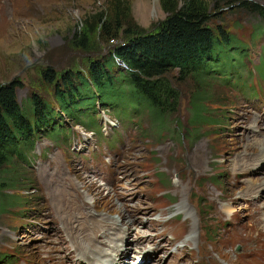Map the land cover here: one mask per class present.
Listing matches in <instances>:
<instances>
[{"label":"rangeland","instance_id":"rangeland-1","mask_svg":"<svg viewBox=\"0 0 264 264\" xmlns=\"http://www.w3.org/2000/svg\"><path fill=\"white\" fill-rule=\"evenodd\" d=\"M251 1L264 4V0ZM188 2L198 4L212 13L220 11L222 18L217 19L214 24L211 23V26L215 29L220 27L226 33L236 37L220 43L216 47L213 58L208 61L206 66L210 88L212 92L216 93L213 107L218 109L214 110L213 118L226 122L229 126L228 129L222 128V131H225L222 134L224 135L223 141L217 146V154L221 155L224 160L216 166V171L223 173L225 176L224 196L227 203L224 207L216 208L211 215L216 229L214 238L207 241L205 232L201 231L203 239L201 237L199 239V257L190 248L179 251L187 243H190L191 246L198 245V238L193 239L197 233L193 227L198 225L196 217L201 214L200 206H196L188 212L183 211V218L189 219V233L180 241H178L179 239H175L173 242L169 241V233H173L174 228L161 229L154 227V224L149 221L144 223L142 215L144 219L149 218L152 220V214L149 211L154 209L152 206L146 205L159 206L160 203L155 200L154 196L156 194L161 195L162 192L158 193L154 176H148L143 180L148 174L141 173L131 179L133 182L143 180L139 183H131L129 176L149 167L151 161L148 149L145 150L146 152L142 151L141 154L134 153L132 148H125L120 154L112 150V163L105 169L106 172L100 173L96 177L97 184L101 183V178L107 181L106 187H102V191L99 190V195L94 194L93 197L96 199L94 211L90 209L89 203L81 192L80 184L88 188L93 183L94 175L82 171L91 172L96 170L100 161L93 158V154L98 151V145L110 143L108 140L102 142L99 138L101 136L110 137L114 129H118L121 134H127L128 137H134L133 140H139L140 135L145 130H148V128L153 129L155 123L160 121L149 105L150 110L142 109L137 113L128 108L129 112L132 111L128 115L132 116L133 119L126 123V130L116 108L97 103L98 108L94 113H100L98 118L101 125L100 132L93 134L88 131L93 128L84 125L77 118L62 114L61 117L66 118L65 125L67 127L57 133V136L64 135L71 128L72 131L80 129L90 134L92 140L95 141V144L92 145L94 148L92 149L90 162L81 167L75 164L69 171V167L61 166V159L58 158L54 166L51 164L44 166L33 175L28 169L35 168L37 164L34 166L24 165L18 156L15 157L23 174L22 183L24 188L19 191L29 197V201L26 202L25 206H29L31 209H26L20 221L9 218L5 214H0V247L6 253H13L18 250L22 254L14 264H31L32 257H36L34 264H67L68 256L64 260L63 257L67 254L66 249L74 244L83 246V248H85V244H89L91 251L85 250L82 258L88 264H95L97 260H100L103 264H110L109 255L117 257L118 253H122V255H118V260L125 263L130 254L131 259L134 254L140 251L144 260L140 262L141 264H196V259L202 260L203 257L210 260L212 264H221V261L227 264H254V262L262 264L261 261H256L254 258V262L248 259V253L252 250L264 253V195L261 193L264 186H256L253 182V180H257L264 183V160H260L259 164L249 172V178L253 180L250 181L243 193L237 195L235 192L238 186H243L246 183L247 171L255 166V161L250 160L248 157H252L254 152L255 154L258 153L256 147L259 151L262 148L250 145L242 154L240 153L241 145L233 146L230 142L232 139L235 142L240 135V129L238 128L240 125L247 129L249 137L255 142L258 139L262 140L264 137L263 133L260 134L255 129L260 122L258 114L262 119L260 123L264 124V103L256 104L248 99L252 98L258 102H264V58L256 60L257 56L264 55V34L260 36L259 44L256 45L254 57L252 55L253 45L257 42V36L253 37L254 42L252 43L237 39L249 38L258 27H264V18L243 10L239 6H234L236 4L234 0H0V85L19 79L22 86L18 90V99L22 106L25 107L30 97L35 94L37 97L48 99L58 107L54 96L55 86L58 85L56 83L51 85L47 82L44 77V70L51 66L61 78L64 73L69 74L70 71H78L83 75H87L90 61L101 60L105 55H111L114 46L125 43L123 35L126 31L155 30L167 17L164 4L170 7H182ZM101 14L109 21L113 34H117L115 39H112V36H102L98 31H93ZM58 83L60 84V81ZM118 91L112 96L116 97ZM184 91L179 104L176 106L177 108L165 113V121L168 124L153 129L156 139L165 141L161 144L153 143L156 151H161L159 147L166 144V141L176 139L183 142L185 138L191 141L196 134L202 131L206 122L210 120L211 109L207 106L208 103L203 99L197 101L193 99L190 105L189 95ZM213 97L215 96L213 95ZM239 97H242V99H238ZM221 105H227L228 110L222 111ZM118 107L123 110L121 106ZM232 107L233 110L229 116L228 111ZM256 110L259 111L258 114H256ZM198 111L199 115H197ZM245 111H247V114H241ZM69 114L73 115L74 111ZM82 116L88 124L99 130L97 118L93 113L86 112ZM190 116L189 126L181 123L183 119H188ZM243 116L250 119V124H254V126L251 127L246 124ZM255 119H257V124H255ZM176 122L179 123L176 124ZM170 124L176 125L172 126ZM191 126H194L195 129H192ZM260 126L262 127V125ZM261 129L264 131V128ZM145 135L146 132L143 137ZM42 137L44 138L41 141H44V144L41 141L39 142L38 145L41 147L36 149L37 152H41L42 147L49 144L50 137L47 135ZM114 137V141H121L119 133H116ZM85 138L84 135L81 140L80 145L84 146L81 151H86L87 145L90 144L89 139ZM58 141L61 142L60 139ZM148 141L146 140V142ZM208 141L209 137L200 138L189 151L191 165L197 173H201L205 168ZM142 144L143 147L147 146L145 142ZM30 145L27 144L25 147L29 148ZM104 148V146L101 147V150H104ZM232 156H237L238 161L236 166L231 169L230 159ZM56 158V156H52L47 162L55 163ZM183 160L184 158H182ZM235 162L236 159H233L232 166ZM187 163L189 164L188 158ZM186 171L187 169L182 170V172ZM72 173L75 175L77 182ZM215 174L219 179H223L222 175ZM33 176L34 182L32 180ZM165 178L170 185L168 192L174 198H179V201L182 198L187 200V192H176L175 184L170 182V175ZM33 184L36 186L34 187ZM61 185H64L65 190L74 193L75 202L87 207L91 215L97 218L110 217L104 215L103 211H108V213L113 211L112 214L115 217H118L119 214L121 222L118 226V241L111 237L109 240L104 238L117 228V226H114L110 229L109 234L103 237L110 244L105 248V251L94 247L92 243H89V240L81 239V242H73L72 233L82 237L89 233L86 224V221H88L86 219L87 211L78 208L63 213L58 210L57 205L56 207L54 205L51 193ZM184 188L186 190V185H183V190ZM204 189L208 190V187H204ZM240 191L241 189H237V193ZM38 193H44L51 200H40ZM123 195L130 198L132 205L128 203H124L123 206L116 204L114 196ZM90 197L93 200L92 194H90ZM52 203L58 218L55 225L51 214ZM176 205L174 203L169 206L175 208ZM13 206L21 212L23 198H15V202L12 203L11 207ZM231 207L234 209L231 210ZM245 208H252L254 211L245 213ZM128 216L133 217H131V221ZM113 221L117 223V220L113 219ZM140 225H142L141 229ZM125 226L129 230L135 228L131 251L128 249L130 246L122 249L124 244L120 243L126 231ZM147 232L152 234L168 233L166 235L169 238L167 239V245L156 248L153 244H149L153 246H147V248L141 250L139 245L145 243L144 246H146L147 243L157 239V236H149ZM65 233L68 234L67 241H65ZM138 236L142 237L144 241ZM130 237L126 236V243H128L127 239ZM237 242L246 246L243 252L236 253L234 251ZM115 245H118V247L114 248ZM109 249L116 251V253L110 252ZM241 249L243 250V246H241ZM77 250L78 248H75L72 252ZM95 250L97 252L93 254L94 257L89 258V254ZM106 254L108 257H104ZM26 255L28 256L25 257ZM134 257L140 256L136 254ZM76 258V256H71L68 264H77L75 262ZM129 263L126 262V264Z\"/></svg>","mask_w":264,"mask_h":264},{"label":"trees","instance_id":"trees-1","mask_svg":"<svg viewBox=\"0 0 264 264\" xmlns=\"http://www.w3.org/2000/svg\"><path fill=\"white\" fill-rule=\"evenodd\" d=\"M234 2V6L264 18V4L251 0ZM164 9L167 17L155 30L126 31L123 35L125 43L114 46L111 55L90 61L87 75L70 71L61 78L51 66L44 70L47 82L58 85L54 96L64 112L80 111L82 101L90 107L97 99H110L120 90V76L126 77L142 98L141 105L149 104L161 123L166 122V112L177 108L184 90L189 95L190 105L193 99H203L208 103L211 115L218 109L213 107L216 93L210 88L206 66L220 43L236 37L220 27L211 26L222 18L220 11L212 13L190 2L182 7L164 4ZM110 27L107 18L101 14L93 31L115 39L117 34H113ZM117 59L126 66L120 74ZM20 86L19 79L0 85V211L17 221L26 209L31 208L25 206L29 197L19 191L24 188L23 174L15 157H25L23 146L32 142L34 132L51 127L56 116L51 102L35 94L25 107H21L17 97ZM15 198H23L21 212L11 207Z\"/></svg>","mask_w":264,"mask_h":264},{"label":"bare ground","instance_id":"bare-ground-1","mask_svg":"<svg viewBox=\"0 0 264 264\" xmlns=\"http://www.w3.org/2000/svg\"><path fill=\"white\" fill-rule=\"evenodd\" d=\"M258 116H259V114H258ZM250 145H256V146H258V148L264 147V137H263L262 140L258 139L256 142L251 139V144ZM253 154L254 155H252V157H248V158L250 160L255 161L254 163H256L257 154L258 153L255 154V152H254ZM201 158H202V156H201ZM203 158H204V156H203ZM200 161H202V160H200ZM184 190H185V188H184ZM51 197H52V200L54 202L55 207L57 205L58 210H60L63 213H68L72 209H78V208L79 209H84V210L87 211V218L86 219H88V221H86V224H87V226L89 228V233L85 237H82L81 235H76V234L72 233V241L73 242H79L81 239H83L85 241L86 240H89L90 241L89 242L90 244L92 243V245L94 247L100 248L102 251H105V248L107 246H110L109 242L108 241H105L103 239V237L105 235L109 234L111 228H113L114 226H117V223L114 222L111 217H101V218H97L96 216L91 215V212L88 210L87 207H84L82 205H79V204H77L75 202L76 197L74 196V193H70L67 189L65 190L64 189V185L59 186L53 193H51ZM61 212H59V213H61ZM131 217L132 216H128V218L130 219V221H131ZM64 237H65V241H67L68 234L65 233ZM138 237L142 241H144V239L142 237H140V236H138ZM144 245H145V243L143 244V246ZM115 247H118V245H115L114 248ZM96 252L97 251L95 250V251H93V253L89 254V258H91V257L93 258L94 257L93 254L96 253ZM118 255H122V253H118L117 254V257H114L112 255H109V257H108L107 254L104 257H108L110 264H122V263H124L123 261L118 260ZM253 258L256 261L259 260V261H261L262 264H264V253L263 252L257 251V250L250 251V253H248V259H251V261H253ZM134 259H135V257L133 258V260ZM94 261H95V259H94ZM199 261H201V260H199ZM254 264H257V263L254 262Z\"/></svg>","mask_w":264,"mask_h":264}]
</instances>
